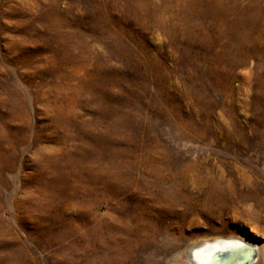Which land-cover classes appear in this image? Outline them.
I'll list each match as a JSON object with an SVG mask.
<instances>
[{
    "label": "rangeland",
    "instance_id": "obj_1",
    "mask_svg": "<svg viewBox=\"0 0 264 264\" xmlns=\"http://www.w3.org/2000/svg\"><path fill=\"white\" fill-rule=\"evenodd\" d=\"M87 141L102 182L75 169L35 211L39 157ZM217 235L264 264V0H0V264H165Z\"/></svg>",
    "mask_w": 264,
    "mask_h": 264
},
{
    "label": "bare ground",
    "instance_id": "obj_2",
    "mask_svg": "<svg viewBox=\"0 0 264 264\" xmlns=\"http://www.w3.org/2000/svg\"><path fill=\"white\" fill-rule=\"evenodd\" d=\"M99 143L100 140H98V144ZM94 151H100L101 157H92V155L95 153ZM90 160L92 161L96 160L102 163L103 165L101 167L96 166L95 169L89 166L88 163ZM105 160L107 159L104 157V154L102 153V147L100 145H96L94 142L91 143V141H87V143L83 145V150L81 151L79 157H73L72 159L71 158L68 159L67 165L61 164L57 157H39V161L41 162L39 166L41 168L40 175L37 176V178H35L32 182L39 187L40 193L42 194V198L41 201H39V203L34 204V210L41 212L46 210V208L51 205L52 199L59 194L60 182L66 176H68V173H71L72 176L74 177L75 169H77V171L81 174V176L76 178L77 180L81 179L83 175H88V174L91 175L93 173L96 174V176H99V178L96 177V180H90V179L84 180L83 177L82 179L84 186L86 185L89 186L91 185V183L96 184V182H102L101 179L103 178L105 173L104 169L107 168L104 167ZM118 167H119L118 164L116 162H113L112 165L109 167V169L116 170L117 172ZM100 168H101L100 171L102 170L103 171L102 173L99 174L97 173V169ZM137 182L141 183L142 186L144 185L146 186V183L143 180L137 179ZM151 185L153 186V184ZM154 199L159 200V196L156 194V196H154ZM216 202L222 204L223 199H218V201ZM140 214L141 217H145L144 211L143 213ZM77 230L78 228L74 227L73 231H77ZM102 232L103 231L99 230V233L102 234ZM104 234L102 236H104ZM250 241L251 240L247 238L236 235H229V236L217 235V236H212L210 238L205 237L203 239L194 240L193 242L187 244V246L178 247V249H176L170 255V258L165 257L166 259L164 262L165 264H211L213 262V259H215V257L217 258L216 251H220V250L225 251L226 248L228 247L229 249L234 248L236 250L235 252L236 254L231 257V258L234 257V259H232V261L229 262V264H240L245 258H247L252 254L256 256V259L253 260L251 263H246V264H256L257 256H258L257 254L260 252V249L258 252L256 241L255 242H250ZM226 260H227L226 257L222 256L220 262L223 264H227L228 262Z\"/></svg>",
    "mask_w": 264,
    "mask_h": 264
},
{
    "label": "water",
    "instance_id": "obj_3",
    "mask_svg": "<svg viewBox=\"0 0 264 264\" xmlns=\"http://www.w3.org/2000/svg\"><path fill=\"white\" fill-rule=\"evenodd\" d=\"M227 257V256H226ZM227 259V258H226ZM232 259L233 258H231V259H228V260H226L228 263L227 264H229V262H231L232 261ZM256 259V256H254V254H252V255H250V256H248L247 258H245L240 264H246V263H251L253 260H255ZM220 264V261H217L216 260V263L215 264Z\"/></svg>",
    "mask_w": 264,
    "mask_h": 264
}]
</instances>
